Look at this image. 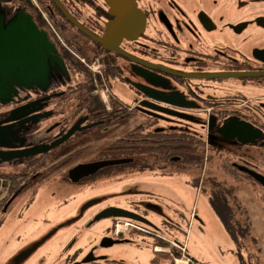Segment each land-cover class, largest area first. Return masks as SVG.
<instances>
[{"label":"flooded vegetation","instance_id":"af4514ba","mask_svg":"<svg viewBox=\"0 0 264 264\" xmlns=\"http://www.w3.org/2000/svg\"><path fill=\"white\" fill-rule=\"evenodd\" d=\"M108 29L112 37L103 43ZM139 113L153 129L200 133L223 167L264 190V0H0V175H19L16 184L1 179L13 193L0 199V228L19 196L71 160L90 156L66 171L65 179L77 186L110 177L116 166L78 182L69 171L119 159L104 150L131 130L126 124ZM231 120L233 128L220 131ZM245 138L255 139L244 144ZM134 206L140 209V201ZM106 210L113 225L79 245L83 231L71 235L56 264H133L113 254V246L129 242L131 229L148 228L113 216L111 205L82 227ZM121 221L128 223L125 232L116 231ZM52 234L21 248L12 264L38 244L27 260ZM176 246L183 243L156 233L149 264H177L170 258L183 257ZM170 247L173 252L165 250ZM192 263L198 259L185 250L182 264Z\"/></svg>","mask_w":264,"mask_h":264},{"label":"rangeland","instance_id":"374dc122","mask_svg":"<svg viewBox=\"0 0 264 264\" xmlns=\"http://www.w3.org/2000/svg\"><path fill=\"white\" fill-rule=\"evenodd\" d=\"M141 120L148 122L146 114L139 113L126 125L128 129H133ZM194 128L200 129L199 126ZM121 132H115L113 136L121 135ZM205 151V162L201 167H170L159 172L118 169L113 170L110 177L98 178L89 188L77 186L65 177L68 168L78 161L88 160L90 156L86 153L87 156L71 160L65 168L49 173L44 181L24 192L14 203L13 210L12 207L9 209L0 228V264H12L21 248L49 235L51 231V240L41 244L38 251L20 264H56L61 247L71 235L83 231L76 244L79 245L82 239L85 243L94 237L99 238L113 225L111 217H103L89 228L82 227L93 212L105 205L136 213L148 228L143 231L131 229L127 234L129 242L113 246V254L125 256L133 264L150 263L154 257L156 233L183 243L188 253L198 259V264H264V190L253 186L250 180L238 173L235 178L221 165L217 153L214 154L206 146ZM227 158L235 160L230 156ZM8 169L18 171V168ZM209 176H214L226 188H233L234 198L230 197L229 202L236 220L247 228L239 232L241 247L232 239L211 205L210 193L202 191L204 187H209L205 183ZM198 177L199 186L193 183ZM9 193L7 188L0 187V199ZM95 200L100 201L80 214L83 206ZM139 201L140 209H136L134 205ZM21 204L26 205L20 208ZM16 207L21 209L20 213H16ZM123 228H126L125 225ZM175 248L180 250L177 246ZM165 250L173 252L172 247ZM157 256L160 257V254ZM180 256L176 253L170 258L181 262L178 260Z\"/></svg>","mask_w":264,"mask_h":264},{"label":"trees","instance_id":"16d2710c","mask_svg":"<svg viewBox=\"0 0 264 264\" xmlns=\"http://www.w3.org/2000/svg\"><path fill=\"white\" fill-rule=\"evenodd\" d=\"M152 125L145 122L143 128L141 126L134 127L122 138L114 139L105 148L104 154L107 158H131L132 161L128 164L115 165L117 170L131 168L132 171L159 172L166 171L170 167L203 166L206 138L202 137L200 133L179 127L158 130L153 129ZM230 167L224 166V169L237 178V172L233 167ZM18 177L17 174L0 175V187L4 186L1 179L10 180L16 184L19 181ZM193 183L199 186L200 178H195ZM205 183H208L210 189L204 187L202 191L210 193L211 205L232 239L238 242V246L241 247L239 232L246 231L247 228L241 226L236 220L235 211L229 202L230 197L234 198L233 188H226L214 176H209ZM9 191L10 194L13 193L11 188Z\"/></svg>","mask_w":264,"mask_h":264},{"label":"water","instance_id":"95a60500","mask_svg":"<svg viewBox=\"0 0 264 264\" xmlns=\"http://www.w3.org/2000/svg\"><path fill=\"white\" fill-rule=\"evenodd\" d=\"M121 8H122L121 10L123 11V9H124L123 6ZM112 33H113L112 29H110V30L108 29L107 34L105 35V37L102 38V42L105 43L106 40H108V38H111L112 37ZM48 46H49L48 47L49 50L51 49L54 52V48H53V46L50 43H49ZM127 56L131 59V56L130 55H127ZM148 96L150 98H152V99H156V100L164 101L166 103H170V101L167 100V98H161V97H159V96H157V95H155L153 93H150ZM234 123H235V121H232L231 120L230 122L226 123L220 129V131L232 129L233 126H234ZM254 139L255 138H245V139H241V142L244 143V144H246V143H252L254 141ZM51 148H53V147L51 146ZM37 149H39V148H37ZM47 149H50V147H48V148H46L44 150H47ZM32 150H36V149H32ZM130 161H131V159H128V158H119V159L101 160V161H97V162L90 163V164H79V165L75 166L74 168H72L69 171V177H70V179L73 182H78L81 178H83L85 176H88L90 174H94L95 172H97L101 168L108 167V166H114V165L126 164V163H129ZM239 168L241 170H244V171L249 172V170L246 167H244V166H239ZM259 180H260V183L264 186V177H260ZM96 202H97V200H95V202H88V204H86L85 206H83V208H81L80 214L83 213L84 210L88 206H90V205H92V204H94ZM113 209L116 210V211H112L113 212V214H112L113 216H122V217H126V218H129V219H135V220L144 221L136 213H133V212L131 213L129 211H126V210H123V209H118V208H113ZM109 213L110 212L106 210L105 212H102L99 215V218L108 217L109 215H111ZM36 246H34V247H36ZM34 247H32L31 249H28L27 251L21 253L19 255V257L17 258V262L16 263H19L22 260H24L25 257H27V255L30 253V251L33 250Z\"/></svg>","mask_w":264,"mask_h":264}]
</instances>
